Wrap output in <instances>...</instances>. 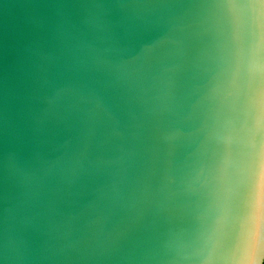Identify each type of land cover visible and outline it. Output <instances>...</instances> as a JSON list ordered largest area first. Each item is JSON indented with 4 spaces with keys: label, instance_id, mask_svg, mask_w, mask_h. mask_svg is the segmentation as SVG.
Listing matches in <instances>:
<instances>
[{
    "label": "water",
    "instance_id": "water-1",
    "mask_svg": "<svg viewBox=\"0 0 264 264\" xmlns=\"http://www.w3.org/2000/svg\"><path fill=\"white\" fill-rule=\"evenodd\" d=\"M264 0H0V264H263Z\"/></svg>",
    "mask_w": 264,
    "mask_h": 264
},
{
    "label": "snow or ice",
    "instance_id": "snow-or-ice-1",
    "mask_svg": "<svg viewBox=\"0 0 264 264\" xmlns=\"http://www.w3.org/2000/svg\"><path fill=\"white\" fill-rule=\"evenodd\" d=\"M257 184L260 192L264 194V150L261 151L258 166L250 170L245 197L255 193Z\"/></svg>",
    "mask_w": 264,
    "mask_h": 264
},
{
    "label": "trees",
    "instance_id": "trees-1",
    "mask_svg": "<svg viewBox=\"0 0 264 264\" xmlns=\"http://www.w3.org/2000/svg\"><path fill=\"white\" fill-rule=\"evenodd\" d=\"M263 264H264V262H263Z\"/></svg>",
    "mask_w": 264,
    "mask_h": 264
}]
</instances>
